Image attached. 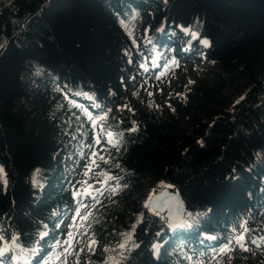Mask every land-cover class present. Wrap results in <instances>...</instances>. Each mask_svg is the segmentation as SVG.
Masks as SVG:
<instances>
[{"label":"trees","instance_id":"trees-1","mask_svg":"<svg viewBox=\"0 0 264 264\" xmlns=\"http://www.w3.org/2000/svg\"><path fill=\"white\" fill-rule=\"evenodd\" d=\"M177 25L209 41L208 47L191 41V52L230 80L234 71L241 75L239 103L231 104L218 85L190 89L171 108L144 102L138 65L155 55L163 64L172 49L187 47L190 37ZM137 71L141 77L129 81ZM65 93L93 115L112 108L107 124L115 131L132 120L139 125L136 133L125 131L104 165L123 178L122 196L93 213L89 235L94 232L98 244L95 256H79L84 264H104L141 213L118 264H217L213 257L244 221L251 251L237 247L227 253L230 262L217 256L219 264H264V0H0V164L8 173L0 218L11 217L25 249L41 245L37 255L61 240L55 228L72 207L65 185L92 130L84 113L60 102ZM123 103L134 116L116 112ZM161 182L174 186L183 214L193 213L184 227L170 231L143 207L146 191H158ZM44 224L48 236L37 244ZM2 225L8 228L9 220Z\"/></svg>","mask_w":264,"mask_h":264},{"label":"snow or ice","instance_id":"snow-or-ice-1","mask_svg":"<svg viewBox=\"0 0 264 264\" xmlns=\"http://www.w3.org/2000/svg\"><path fill=\"white\" fill-rule=\"evenodd\" d=\"M166 3V0H165ZM121 24H124V21L121 20ZM181 32H183L186 36H189L191 39L186 42V46H191V41L198 40L201 44L205 47L209 46V41L207 39H202L198 32H194L190 27H186L183 25L176 26ZM163 28L158 29V31L163 32ZM150 28L145 29V32H149ZM152 43V41H149ZM132 44L139 49V45L136 44L135 39L132 40ZM185 48H182L181 51H185ZM171 51H174L172 49ZM125 55H128V50H125ZM162 57H156L152 61H148L145 58V62H140L138 67L142 70L144 76L141 77V72L137 71L134 75L128 77L129 81H137V77H141L140 87L147 92L149 97H152L154 93L149 91L148 89L152 87L148 83V81L155 80L161 81L163 77H165L168 71L172 70L174 67H179L177 63V58L175 56H171L168 60H165L163 64L159 63ZM129 63H132V60L129 59ZM151 63L152 69H159V71L151 72L149 68V64ZM40 69H36V74L40 73ZM122 84L124 83L123 78L121 79ZM170 84V81H169ZM147 85V87H145ZM127 88V85H125ZM159 92H163V89H158ZM85 95H87L85 93ZM109 95H112L110 92ZM133 96H136L137 93L133 92ZM171 96V93L169 94ZM176 95H181L177 93ZM67 93H65V99H67ZM91 99V97H90ZM243 99V97H241ZM239 103V101H237ZM77 107H81L80 105H76ZM159 108L160 105H153L149 104L148 107ZM169 108H171V104H167ZM93 107L100 108L99 104H94ZM84 115L87 118V121L91 124V129L93 133V143L89 145H85L89 149V152L85 154L84 152L80 153L81 158L86 160L84 164V168L82 171V175L84 177L83 180L76 181V184H71L69 181L68 184L65 186L70 189V196L72 198V207L68 209V212L71 213V223L68 224V231L64 234V238L62 240H56L54 246L52 247V253L47 256L45 259L43 256L40 257L36 261V264H41V260L43 264H53V262H57V264H68V258L70 256H76L77 264H79V256L82 253H90L95 256L96 253V246L98 241L95 239V233L93 232L89 235V229L92 227L90 220L94 219L93 213L96 211V205L101 202V198L105 195L106 192L111 191L112 193H116L121 188L120 181L123 179L118 175H114L110 171H100L95 172L96 168L100 167L99 162H103L104 164H109L110 160L112 159L109 156L103 155L101 153H106L109 147L116 148L119 151L120 141L125 135V131L128 134L136 133L139 130V125L135 120L131 121V126L128 127L126 130L115 131L113 130L112 125H108V116L109 113L112 112V108H107L102 111V113H98L93 115L92 112L88 111V109L83 108ZM174 111V109H172ZM130 112L132 115H135L134 110L128 103L118 104L116 105V112L123 113V112ZM79 120V117H76ZM115 120V117H113ZM124 120L121 118L120 120H116V124L120 125L123 124ZM107 125V126H106ZM80 127L82 128L83 125L81 124ZM79 131V129H77ZM75 135H72V139H75ZM117 168H120V165H116ZM39 173V169H36L32 183L36 185L35 174ZM91 181V182H90ZM8 186V173L5 167L0 164V189L4 190L6 193ZM126 187L127 185H123ZM161 187L165 190L167 189H174L173 185H164L161 182ZM173 195L177 194L175 191L172 193ZM159 197V204L154 207L153 200ZM168 197L167 196H160L155 190L151 193L148 197V200L144 204V208L156 215L159 216L165 223H168L170 228H180L184 227L187 223V220H177L174 224L168 221V214L171 212V208L167 204ZM89 203H91V207H89ZM144 213H141L140 219L137 220L135 224L132 225V231L127 234V239L118 245V248L121 250V255H123L124 250L127 249V245L129 241L132 240L133 235L136 232L137 227L139 224L143 222ZM187 217H192V212L186 213ZM8 219L9 220V227L4 228L2 225V220ZM247 222L244 221L240 224V228L242 231L239 234L232 236L231 239L224 244L223 247L219 248V252L217 256L219 257H226V259L230 262L232 260L231 256H228L227 253L235 251L238 247L244 252H250L251 249L249 248L248 244L249 241L247 239L248 233L250 229L246 226ZM61 225L58 223L56 228L59 229ZM44 230L39 232L38 240L36 241L39 244V241L44 240L46 236H48L47 231V224L43 225ZM162 231V230H161ZM236 229H233V232H236ZM157 236L160 235V232L156 233ZM85 238H87L85 240ZM207 239H216L214 236L206 237ZM264 239V238H262ZM21 241V234L19 232L13 231L11 227V217H2L0 218V264H31L30 259L28 257V252L20 243ZM250 243L255 245L257 248H260L261 245L257 243L255 239L251 240ZM82 245V246H81ZM233 245L235 247H233ZM138 246V245H137ZM154 252H159V248L156 244L152 245ZM40 251L39 248L33 246L30 249L32 257H35L37 253ZM108 249H102V252H107ZM217 256H214L213 259L217 260V264H219V260ZM188 259H192L189 257ZM85 264H89V262H85Z\"/></svg>","mask_w":264,"mask_h":264},{"label":"rangeland","instance_id":"rangeland-1","mask_svg":"<svg viewBox=\"0 0 264 264\" xmlns=\"http://www.w3.org/2000/svg\"><path fill=\"white\" fill-rule=\"evenodd\" d=\"M183 35L185 36L184 33ZM193 41H196V40H193ZM199 45L201 47H205L201 43H199ZM182 48H185L186 50L181 51ZM182 48L180 47L176 51H171L172 52L171 56H175L177 58V63L179 64V67H174L172 68V70L168 71L167 75L163 77L161 81H155L151 79L148 81V83L152 85V87L148 89L149 91H152L154 93L152 97H149L147 95V92H145L143 88L141 87L137 88L140 96L143 98L146 104H153V105L158 104L160 105L159 108H161L162 106H166L170 102L182 100L184 98L185 93H187L190 89H196L197 86L210 89V88H215L218 85V88L221 90V94L224 97L228 98L231 104L235 103V101H237L241 97V89L243 86V81H242L241 75L238 74L237 71L232 72L233 78L230 80L224 76V74L219 69L217 64L211 61L207 62L205 59L197 56L196 54L191 52V50L193 51L191 47H182ZM156 57L157 56L155 55L154 58ZM152 60H149V61H152ZM149 68L151 72L159 71V69H152L151 63L149 64ZM169 81H170V84H169ZM145 87H147V85H145ZM160 88L163 89L162 93L158 91V89ZM170 93H171V96L169 95ZM177 93H180L181 95L178 96L176 95ZM69 100H70L69 98L65 99L64 97L60 102H64V101L69 102V104L72 106V109L75 112L83 108V106L77 107L76 105L72 104L71 100L70 101ZM153 108L159 109V108H156L155 106H153ZM89 144H92V142L89 139L83 140L81 152H84L85 154H87L89 152V149L85 147V145H89ZM115 149L116 148L109 147L106 153H101V154L110 157L111 154L114 153ZM85 162L86 160L84 158H81V156L73 160L74 177L72 178V182H74L75 184H76V181L84 179L82 175V171H83ZM99 163H100V167L96 168L95 172H100L104 170L103 168L105 164L103 162H99ZM146 194L148 195L149 191H147ZM121 196H122L121 190H118L116 193H112V192L105 193V195L101 198V202L98 205H96V208L107 201L118 199ZM133 197H136V195H133ZM89 207H91V203H89ZM137 220L138 218L136 216H133L132 223H130L127 228H129L130 230L133 223ZM71 222H72L71 218H69L66 221L61 223V228L59 229L61 230V233H60L61 240L64 238V234L68 231L67 226ZM126 232L122 234V236L124 235L123 238L126 236ZM40 248L42 247L40 246ZM50 249L51 250L48 253H44L43 255H36L35 257H32L31 252L27 251L28 257L30 261L33 259L37 261L38 259H40L41 256H43L46 259L47 256L52 253V248ZM122 256L123 255H121V257L119 258V262ZM75 257L76 256L74 255L70 256L68 258V264H77V258L75 259ZM83 258L84 257H79V264H84ZM105 260H104V264H107L108 259H105ZM41 263L43 264L42 260H41ZM53 264H57V262L54 261Z\"/></svg>","mask_w":264,"mask_h":264},{"label":"water","instance_id":"water-1","mask_svg":"<svg viewBox=\"0 0 264 264\" xmlns=\"http://www.w3.org/2000/svg\"><path fill=\"white\" fill-rule=\"evenodd\" d=\"M173 189H167L165 190L163 187L161 189H159L158 191H156L160 196H167L168 197V201L167 204L168 206L171 208V212L170 214H168V221L170 223H175L177 220H185L188 217L186 216V213L183 214L184 211V206L183 203L181 202L179 196L177 194L173 195ZM150 193L147 195V197L145 198V202L148 200V197L151 193H153V191H149ZM145 202L143 203V206L145 204ZM159 204V197H157V199L153 200V206L156 207ZM164 221V220H163ZM165 223V221H164ZM165 225L168 227V229L170 231L176 230L178 228H170L168 226V223H165Z\"/></svg>","mask_w":264,"mask_h":264},{"label":"bare ground","instance_id":"bare-ground-1","mask_svg":"<svg viewBox=\"0 0 264 264\" xmlns=\"http://www.w3.org/2000/svg\"><path fill=\"white\" fill-rule=\"evenodd\" d=\"M132 231V227L129 231L126 232V236L123 238L122 242H124L127 239V234ZM118 248V247H117ZM121 250L118 248L114 250L112 255L108 258L107 264H118L119 258L121 257Z\"/></svg>","mask_w":264,"mask_h":264}]
</instances>
